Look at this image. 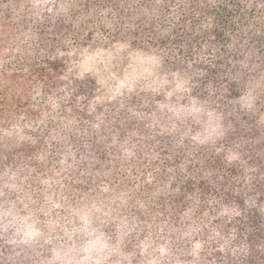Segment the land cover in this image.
<instances>
[{"label": "trees", "instance_id": "1", "mask_svg": "<svg viewBox=\"0 0 264 264\" xmlns=\"http://www.w3.org/2000/svg\"><path fill=\"white\" fill-rule=\"evenodd\" d=\"M47 5L0 0V264H264V0ZM104 43L156 81L76 78Z\"/></svg>", "mask_w": 264, "mask_h": 264}, {"label": "rangeland", "instance_id": "2", "mask_svg": "<svg viewBox=\"0 0 264 264\" xmlns=\"http://www.w3.org/2000/svg\"><path fill=\"white\" fill-rule=\"evenodd\" d=\"M32 2H40L43 7L51 4V0H32ZM7 24L10 27L15 26L12 21ZM16 33V30L10 34L0 28V73L15 72L24 63L22 55L25 53L24 49L28 48L27 39L14 38ZM70 68H73L76 78L96 82V87L104 98L113 97L125 89L130 91L137 88L138 83L150 86L156 81L155 74L158 71L155 60L149 59L140 52H133L125 46H109L105 43L85 50ZM1 78L2 76H0V89H3ZM164 89L169 93L173 92L175 84L165 82ZM13 129L14 127L11 131ZM0 137L3 138L1 128Z\"/></svg>", "mask_w": 264, "mask_h": 264}]
</instances>
